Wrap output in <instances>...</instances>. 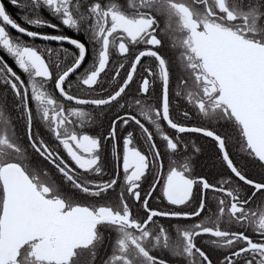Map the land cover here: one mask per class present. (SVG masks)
Instances as JSON below:
<instances>
[{
  "label": "snow or ice",
  "instance_id": "obj_1",
  "mask_svg": "<svg viewBox=\"0 0 264 264\" xmlns=\"http://www.w3.org/2000/svg\"><path fill=\"white\" fill-rule=\"evenodd\" d=\"M8 2L0 264H264V0Z\"/></svg>",
  "mask_w": 264,
  "mask_h": 264
},
{
  "label": "flooded vegetation",
  "instance_id": "obj_2",
  "mask_svg": "<svg viewBox=\"0 0 264 264\" xmlns=\"http://www.w3.org/2000/svg\"><path fill=\"white\" fill-rule=\"evenodd\" d=\"M6 1H8V0H5V2ZM19 2L20 3H23L24 0H19ZM9 7L11 8V9H8V11L10 12V14H12L13 17L18 20V22H21L23 24L24 21L21 19V17L23 15V12L24 11H27V10L26 9L25 10H21L19 7L14 6V5H11V4L9 5ZM41 15L44 16L45 18H49L47 11L44 10V9H41ZM32 18H38V17H32ZM33 28H34V30H45V31H49V32L54 31V30H52L50 28L41 29L40 26H33ZM9 32L13 36L21 35L19 33H16L15 31H13L10 28H9ZM67 34H73V33L71 32V30H67ZM76 35H79V34H76ZM23 38L24 39H27V37H23ZM37 42L38 43H43V41H37ZM52 43H53V46H55L54 42H52ZM65 46L66 47H70V45L68 44V42H65ZM169 47L173 51V55H175L178 58V56H179L178 45H176L171 39L169 40ZM9 62L12 63L11 59H9ZM217 179H219V177H217Z\"/></svg>",
  "mask_w": 264,
  "mask_h": 264
},
{
  "label": "trees",
  "instance_id": "obj_3",
  "mask_svg": "<svg viewBox=\"0 0 264 264\" xmlns=\"http://www.w3.org/2000/svg\"><path fill=\"white\" fill-rule=\"evenodd\" d=\"M5 3H6V6H7V9H11V8L9 7L10 3H9L8 1H6Z\"/></svg>",
  "mask_w": 264,
  "mask_h": 264
},
{
  "label": "water",
  "instance_id": "obj_4",
  "mask_svg": "<svg viewBox=\"0 0 264 264\" xmlns=\"http://www.w3.org/2000/svg\"><path fill=\"white\" fill-rule=\"evenodd\" d=\"M10 28V27H9ZM10 29H12V28H10ZM13 31H15L14 29H12ZM16 32V31H15ZM16 33H18V32H16Z\"/></svg>",
  "mask_w": 264,
  "mask_h": 264
}]
</instances>
